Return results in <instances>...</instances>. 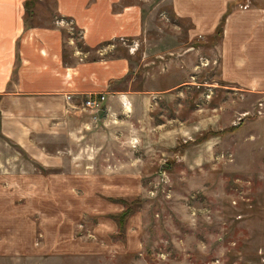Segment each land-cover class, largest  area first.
<instances>
[{
	"label": "rangeland",
	"instance_id": "rangeland-1",
	"mask_svg": "<svg viewBox=\"0 0 264 264\" xmlns=\"http://www.w3.org/2000/svg\"><path fill=\"white\" fill-rule=\"evenodd\" d=\"M164 1L118 110L41 151L0 129V264H264V93L222 80L219 37L187 41Z\"/></svg>",
	"mask_w": 264,
	"mask_h": 264
},
{
	"label": "crops",
	"instance_id": "crops-1",
	"mask_svg": "<svg viewBox=\"0 0 264 264\" xmlns=\"http://www.w3.org/2000/svg\"><path fill=\"white\" fill-rule=\"evenodd\" d=\"M25 1L0 0V129L27 150L41 151L35 136L77 129L94 117L82 104L87 95L103 93L106 113L121 107L118 86L132 68V42L141 43L152 9L165 1L52 0L42 21L41 0L29 16ZM167 1L176 18L190 22L187 41L219 37L222 80L264 93V0ZM61 18L80 33L57 23Z\"/></svg>",
	"mask_w": 264,
	"mask_h": 264
},
{
	"label": "built area",
	"instance_id": "built-area-1",
	"mask_svg": "<svg viewBox=\"0 0 264 264\" xmlns=\"http://www.w3.org/2000/svg\"><path fill=\"white\" fill-rule=\"evenodd\" d=\"M56 22L59 24L68 25L69 31L71 33H74V27L72 25V20L67 21V20H64L61 18V19H57ZM121 39L123 40V38H121ZM123 41H125V40H123ZM136 45H137V41H133L132 45H131L132 49H134ZM66 97L68 100L71 101V100H73L74 96H73V94H67ZM104 98H105V96L103 93H97V94L91 93L82 99V104L86 108L90 109L94 113L95 116H97V114H98L97 111H98V109L101 108V102L104 100Z\"/></svg>",
	"mask_w": 264,
	"mask_h": 264
},
{
	"label": "trees",
	"instance_id": "trees-1",
	"mask_svg": "<svg viewBox=\"0 0 264 264\" xmlns=\"http://www.w3.org/2000/svg\"><path fill=\"white\" fill-rule=\"evenodd\" d=\"M35 1L36 0H26L25 1V4H26V7H27V10H28V12L26 11V13H27V16H29V14L31 15L32 14V11H31V7L35 4ZM29 13V14H28ZM224 19V18H223ZM223 19H222V22H223ZM73 27H74V33H76V34H78V33H80V31L73 25ZM222 30V27L221 26H218V28H217V32L219 33L220 31ZM132 206H131V204L130 205H128L123 211H121V212H119V213H116V214H114L115 216H117V217H120V221H122L123 219H125L130 213H131V211H132Z\"/></svg>",
	"mask_w": 264,
	"mask_h": 264
},
{
	"label": "water",
	"instance_id": "water-1",
	"mask_svg": "<svg viewBox=\"0 0 264 264\" xmlns=\"http://www.w3.org/2000/svg\"><path fill=\"white\" fill-rule=\"evenodd\" d=\"M97 113H98V116L101 117L104 113V108L98 109Z\"/></svg>",
	"mask_w": 264,
	"mask_h": 264
}]
</instances>
